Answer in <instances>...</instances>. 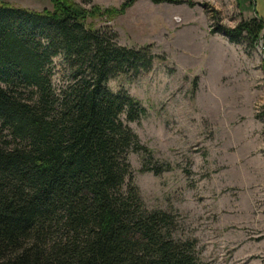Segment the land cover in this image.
<instances>
[{"label": "trees", "instance_id": "trees-1", "mask_svg": "<svg viewBox=\"0 0 264 264\" xmlns=\"http://www.w3.org/2000/svg\"><path fill=\"white\" fill-rule=\"evenodd\" d=\"M50 1L0 5V264H201L170 214L145 209L129 155L156 177L168 168L128 126L146 110L107 86L150 73L157 57L88 26L72 0ZM263 30L253 18L211 34L239 45Z\"/></svg>", "mask_w": 264, "mask_h": 264}, {"label": "rangeland", "instance_id": "rangeland-1", "mask_svg": "<svg viewBox=\"0 0 264 264\" xmlns=\"http://www.w3.org/2000/svg\"><path fill=\"white\" fill-rule=\"evenodd\" d=\"M72 1L88 26H107L119 46H149L157 57L150 73L107 84L146 110L128 126L168 168L156 177L129 155L145 209L170 214L173 238L193 243L201 264H264L263 51L260 39L233 45L211 34L245 20L252 0ZM1 4L53 10L50 0Z\"/></svg>", "mask_w": 264, "mask_h": 264}, {"label": "crops", "instance_id": "crops-1", "mask_svg": "<svg viewBox=\"0 0 264 264\" xmlns=\"http://www.w3.org/2000/svg\"><path fill=\"white\" fill-rule=\"evenodd\" d=\"M252 3L254 5L255 11H253L252 14L251 13H244V12L241 14L247 15V18L245 19V21L252 20L253 18H257L258 20H260L263 23V26H264V0H252ZM251 4H250V6H252ZM238 9H239V6H238ZM263 45H264V40H263ZM263 58H264V51H263Z\"/></svg>", "mask_w": 264, "mask_h": 264}, {"label": "built area", "instance_id": "built-area-1", "mask_svg": "<svg viewBox=\"0 0 264 264\" xmlns=\"http://www.w3.org/2000/svg\"><path fill=\"white\" fill-rule=\"evenodd\" d=\"M258 48H261L262 51H264V45H263V42H260L258 44Z\"/></svg>", "mask_w": 264, "mask_h": 264}, {"label": "water", "instance_id": "water-1", "mask_svg": "<svg viewBox=\"0 0 264 264\" xmlns=\"http://www.w3.org/2000/svg\"><path fill=\"white\" fill-rule=\"evenodd\" d=\"M263 40H264V36H261L260 42H263Z\"/></svg>", "mask_w": 264, "mask_h": 264}]
</instances>
